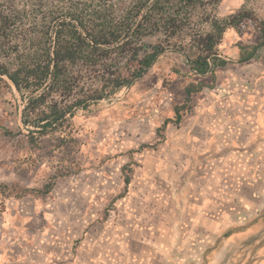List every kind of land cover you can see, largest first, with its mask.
I'll use <instances>...</instances> for the list:
<instances>
[{"label": "rangeland", "instance_id": "374dc122", "mask_svg": "<svg viewBox=\"0 0 264 264\" xmlns=\"http://www.w3.org/2000/svg\"><path fill=\"white\" fill-rule=\"evenodd\" d=\"M242 11L264 20V0H222L219 6L209 9L219 20ZM203 29L207 30L208 25ZM246 31L259 35L256 25L244 26L239 33ZM138 47L142 48L140 59L153 54L155 47H163L165 51L132 85L113 92L107 89L110 94L104 99L75 109L74 117L68 115L62 124L46 131L32 123L23 124L27 103L7 78L0 77V251L3 246H10L9 252L14 254L21 242L46 243L49 233L44 237L47 231L43 229L58 224L73 228L76 235L72 240L79 247L87 240L85 230L98 238L100 234L94 230L108 232L117 227L115 218H103L105 213L116 209L115 201L88 205L90 194L97 193L100 184L114 185L122 180L123 192L127 193L128 183L141 191L143 180L167 182V137L172 131L193 126L197 104L191 92L196 93L192 88L200 85L202 79L190 69L187 60V55L195 58L190 38L172 39L168 46L165 37L157 35L144 38ZM136 64L129 54L104 57L97 66L99 72H85L81 85L88 93L100 90L109 78L108 70L119 69L124 73L127 67ZM29 97L26 93L25 98ZM55 98L58 102L62 100L59 96ZM51 102L49 99L48 104ZM48 104L37 112L50 113ZM171 173L178 182L180 170ZM163 184L156 186L155 190L161 192L155 197H167ZM262 189L261 186L244 189V199H252L251 219L236 211L227 227H222L220 221L215 235L192 232V236L186 237L185 219L178 213H173V219L170 222L167 219V223L162 218V227L167 226V242L175 251L171 254L168 248L167 252L157 249L158 254L166 253L167 260L163 263L162 258H156V264H264ZM173 198L177 209L180 208L176 197ZM89 214L96 216L92 218ZM151 222L148 226L159 225V219ZM186 238L192 244L185 247L181 243ZM201 242L200 250L195 245Z\"/></svg>", "mask_w": 264, "mask_h": 264}, {"label": "crops", "instance_id": "0c3cea01", "mask_svg": "<svg viewBox=\"0 0 264 264\" xmlns=\"http://www.w3.org/2000/svg\"><path fill=\"white\" fill-rule=\"evenodd\" d=\"M259 42V35L249 31L229 29L224 34L218 58L225 64L216 63L211 72L198 75L202 82L192 88L196 93L191 92V96L197 104L193 126L172 131L167 137V182L143 180L141 191L128 183L127 193L123 192L122 180L114 185L103 182L105 186L100 184L98 192L90 194L89 207L92 203L106 205L105 201L110 200L117 203L114 211L103 216L115 218L117 227L108 232L94 230L100 234L98 238L85 230L87 240L77 247L72 240L76 235L73 228L58 224L43 229L47 231H43L44 237L49 233L46 243L21 242L14 254L9 252L10 246H3L0 263L156 264L159 257L165 263L166 253L158 254L157 249L167 252L168 248L171 254L175 249L167 242V226L162 227V218L167 223L173 213H178L185 219L186 237L192 232L215 235L221 222L227 227L239 210L242 217L251 219L252 199H244V189L261 186L264 193V45ZM175 170H180L178 182L171 173ZM159 183H164L167 197H155L161 192L155 190ZM151 218L159 219L157 227L148 226ZM153 222L156 224V220ZM186 241L189 238L181 243L185 247L189 243ZM202 244L195 246L201 250Z\"/></svg>", "mask_w": 264, "mask_h": 264}, {"label": "trees", "instance_id": "16d2710c", "mask_svg": "<svg viewBox=\"0 0 264 264\" xmlns=\"http://www.w3.org/2000/svg\"><path fill=\"white\" fill-rule=\"evenodd\" d=\"M221 2L0 0V77L7 78L27 103L25 126L32 123L42 131L55 129L68 115L74 117L75 109L108 96L107 89L128 87L146 73L165 50L155 47L153 54L140 59L138 44L144 38L162 35L168 46L172 39L190 38L195 58L187 55V60L197 75L211 72L216 63L225 64L219 62L218 47L229 29L241 32L244 26L256 25L259 43L264 45V20L249 11L219 20L209 9ZM113 54H129L137 64L124 73L108 70L102 89L85 92L83 74L98 73L100 61ZM46 104L50 113L37 112Z\"/></svg>", "mask_w": 264, "mask_h": 264}]
</instances>
